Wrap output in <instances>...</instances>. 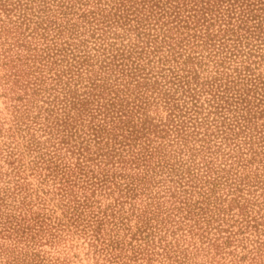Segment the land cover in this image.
Wrapping results in <instances>:
<instances>
[{
    "label": "rangeland",
    "instance_id": "1",
    "mask_svg": "<svg viewBox=\"0 0 264 264\" xmlns=\"http://www.w3.org/2000/svg\"><path fill=\"white\" fill-rule=\"evenodd\" d=\"M89 1L91 6L106 9V3L113 0ZM12 2L15 7L8 14L1 13L7 27L2 21L0 32L5 41L13 42L19 36L17 42H27L28 47L19 48L27 73L15 84L7 80L9 69L4 65L14 62L0 54V264H264L263 147L250 135L252 151L245 152L237 148L242 133L230 135L236 130L231 110L236 101L230 96L236 89L250 98L242 104L251 108L254 122L264 120L258 116L257 95L249 90L248 80L249 76L252 82L253 78L264 80V56L247 54L244 63L249 65L226 93L229 110L222 114L223 110L211 106L215 90L209 89L218 77L209 56L211 48L200 37L193 41L189 27L173 32L174 47L165 44L164 50L151 53L137 77L141 81L145 76L141 85L145 120L124 116L129 122H117L107 129L108 134L105 129L103 144L98 146L89 126H97L102 114L94 115L95 102H78L77 122L68 125V130H74L69 142L75 151L83 146L88 149L89 160L82 161L86 174H79L75 160H82L80 156L58 148L57 137H49L39 127L46 114L44 101L58 94L50 75L71 60L70 46L66 51L61 48L66 41H75L80 50L77 56H88L89 64H96L99 81H110L105 78L118 71L109 54L114 50L102 51L93 45L96 40L112 41L114 34L126 32L125 27L113 24L101 40L98 32L102 30L90 34L91 29L78 17L81 7L87 6L83 0H63L62 13L55 12L60 28L66 26L59 36L46 18L48 10L54 14L55 1L22 0V6ZM20 11L24 17H18ZM34 21L40 25L31 29ZM72 29L80 31L79 35L72 38L68 32ZM54 58L57 66L50 63ZM85 62H76V67L73 63V72L85 67ZM33 82H37L34 87ZM140 122L151 127L150 143L157 146L153 160L164 159L174 169L168 172V167L160 170L161 165H154L152 177L134 190L131 180L123 181L119 175L136 170L128 160L130 148L126 152L128 145L122 148L111 136L127 124L138 127ZM32 138L39 141L37 146L30 144ZM127 142L132 148L137 146ZM97 151L102 154L95 156ZM68 163L73 170L62 183L59 178ZM207 176L210 180L205 182ZM252 216L251 223L258 222L259 228L247 223Z\"/></svg>",
    "mask_w": 264,
    "mask_h": 264
},
{
    "label": "trees",
    "instance_id": "2",
    "mask_svg": "<svg viewBox=\"0 0 264 264\" xmlns=\"http://www.w3.org/2000/svg\"><path fill=\"white\" fill-rule=\"evenodd\" d=\"M21 1L16 0L20 6L23 5ZM43 1L45 2V0ZM52 1H55L56 6L53 8L54 14H50L51 11L48 10L46 18L50 22L49 26L53 24L57 35L62 36V31L66 26L63 24V28H60L61 23L57 20L55 12L62 13L60 7L63 5V0ZM101 1L96 0L94 3H100ZM28 2L25 1V4L27 5ZM81 3L87 6L81 7L82 11L78 14V17H81L83 26L88 25L87 28L91 29L90 34H94V30L96 32H98V29L102 30L98 32V35L103 40L102 36L106 35L104 33L105 29L110 28L113 24L116 26L123 25L126 32L124 34H114L115 36H111L113 40H109L105 44L96 40L93 45L95 49L101 48L102 51H107L110 48H113L112 51L114 50L113 53L109 54L111 60L116 62L115 66H118V71H114L113 76L110 77L109 75V77L105 78L110 81H106L105 83L99 81L101 76L95 72L96 70L93 66L96 64H89V61L86 60L88 56H84L83 58L77 56V51L80 50L78 49V43L75 41H66V46L61 48V50L65 49L64 51H66V48L68 49L70 46L67 54L68 52L71 53V60H66V66L63 68L56 67L50 75L52 85L57 88L56 91L58 93L54 97L56 100L54 103L59 106H55L52 103L54 99L44 101L47 104V107H44L46 114L42 116L44 121L40 123L41 126L39 125V127H41V130L49 133V137H57L58 142L56 144L59 146L58 148H64V152L67 154L75 153L80 156L82 160L78 162L75 160L79 174H86L82 161L89 160L87 156L88 149L83 146L81 150L78 148L75 151L76 146L69 142L74 130H68L70 129L68 125L70 126L73 125V122H77L78 102H95V111L97 113L94 115L102 114L101 120L96 124L97 126H89L91 128L92 138L95 141L94 144L98 146L103 144L102 139L104 135L102 132L106 129L108 134L107 129L115 127V124L119 121L129 122L130 118L125 119L126 117L133 116L136 120H145L146 118L142 116L143 114L141 112L143 109L142 103H146V101L142 100L143 91L141 90L145 76L143 75V81L137 80V77L143 73V62L147 61L149 63L151 60L150 58L152 57H149L151 53L156 54L158 51L164 50L162 46L165 44H168L169 47H174L177 39L172 36L173 32L175 33L182 27H189L192 29L191 39L193 41L200 37L203 42L208 43L207 47L211 48L209 50V56L212 57L214 71L218 75V77L212 79L213 85L209 89L210 91L215 90L211 95L213 100L211 106H213L215 111L223 110L224 112H221L222 114L225 113V110H229L225 106L230 104L228 98L225 97L227 96L226 93L230 89H233V86L236 85L235 82L241 77L244 68L246 69L249 65L244 63L248 59L246 57L247 54H255V56L258 55L260 58L264 56V0H113L111 3H106V9L102 6L94 7V4L91 6V1L89 0H83ZM8 5L10 8H8ZM74 5H76L75 1L71 3V7H74ZM13 7H15V2H12V0H0V24L3 21L5 27L7 26L4 20L1 19V13L8 14ZM121 7L123 11L120 9ZM103 14H106V16H103ZM20 15L22 17L25 16L24 12L21 14V11L18 17ZM113 16L118 17L115 19ZM34 23L30 26L31 29H35V27L40 25V22L34 21ZM75 24H70L67 30L71 29ZM43 28V31L47 30L46 27ZM6 29L8 30V28ZM68 32L73 38L78 36L80 31L73 32L72 29ZM0 39V54H2V57H8L7 62H14L11 63V66L8 64L4 65L9 69L5 77L15 84L21 80L24 73H27L23 68L24 63H21L23 61H20L22 56L19 48L25 49L28 47V44L25 40L17 42L19 36H16V40L13 42L5 41V36H2L1 32ZM181 39L179 38V40ZM9 50H12V52L6 53ZM75 58H79L80 60L77 59L75 61ZM145 58H147L146 61H143ZM56 59L54 58L50 61L54 66L58 65ZM74 61L79 64L86 61L83 64L85 67H80V70L77 68L76 72H73ZM75 63L74 67H76ZM108 65L106 64L105 68ZM251 74L253 73H249V75ZM248 78L252 86H250L249 90H253L257 95L254 97V100L256 101V106L260 108L257 111L259 113L258 116L263 115L264 117V80L261 78L255 80L253 78L254 81L252 82V77L249 76ZM36 84L37 82H33L32 87ZM8 89L11 90L12 87H8ZM246 94L237 89L230 94L236 101L233 109H231L235 112L232 128L236 127V130H232L233 133H230V135L242 133V138L237 144L238 149L251 152V145L255 140L261 144L263 147L262 152L264 153V120L259 123L254 122L253 118L255 115H250L249 113L251 108H246L245 104H242L245 101H250V98H246ZM41 106L39 107L40 109L42 108ZM85 108L86 106H83V109ZM124 116L126 117L124 118ZM32 117L34 118L35 116ZM223 117L225 116L223 115ZM171 119L173 120L174 116ZM220 121L224 122V119L218 120V122ZM136 126V123L127 124V127L121 128L120 131H113L111 136L115 137V140L122 148H124V145H128L125 149L126 152H129L130 148L131 158H128V160L130 164H135L132 167L136 168V170L132 174L121 172L119 175L123 181L131 180L130 189L134 190L137 189V185L143 184L145 181L148 182L149 178L152 177L150 172L153 171L154 165H161L159 167L160 170L168 167V172H172L174 169L168 166L169 163L165 162L164 159L159 158L155 159V161L153 160L154 155L157 154V146L150 143L149 133L151 132V127L145 125L143 122H140V126ZM250 135L254 136V140H251ZM127 140L133 141L132 144L137 146L135 148L130 147L131 142H127ZM38 143L39 141L34 138L30 142L34 146H37ZM97 149L100 150L99 147ZM100 154L102 153L97 151L95 156ZM57 155H59V152ZM240 158L241 161L246 160L245 157ZM152 160L153 163L151 164L150 162ZM71 164H66L67 168L63 170L62 176L59 178L62 183L68 181L67 174L70 170H73L70 167ZM210 170L213 171V168H210ZM63 175H65L64 178ZM208 180H210V177L205 178V182ZM62 187H64V184H62ZM140 190L144 189L140 188ZM60 193L62 194V192ZM201 193L202 196L206 195L205 198L209 196L205 194L204 190ZM245 218L243 217V219ZM252 218L253 216L246 219L247 223H251ZM252 225L255 228H259L258 222L251 223Z\"/></svg>",
    "mask_w": 264,
    "mask_h": 264
}]
</instances>
